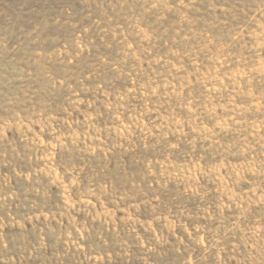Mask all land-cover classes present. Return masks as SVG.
I'll return each mask as SVG.
<instances>
[{"label": "rangeland", "instance_id": "1", "mask_svg": "<svg viewBox=\"0 0 264 264\" xmlns=\"http://www.w3.org/2000/svg\"><path fill=\"white\" fill-rule=\"evenodd\" d=\"M0 264H264V0H0Z\"/></svg>", "mask_w": 264, "mask_h": 264}]
</instances>
